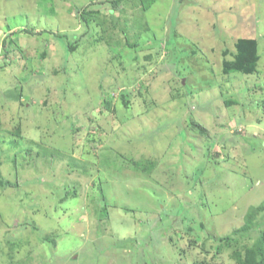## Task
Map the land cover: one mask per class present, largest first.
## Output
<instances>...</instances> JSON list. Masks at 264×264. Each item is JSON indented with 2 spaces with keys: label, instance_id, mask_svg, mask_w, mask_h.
Here are the masks:
<instances>
[{
  "label": "rangeland",
  "instance_id": "obj_1",
  "mask_svg": "<svg viewBox=\"0 0 264 264\" xmlns=\"http://www.w3.org/2000/svg\"><path fill=\"white\" fill-rule=\"evenodd\" d=\"M261 204L264 0H0V264H237Z\"/></svg>",
  "mask_w": 264,
  "mask_h": 264
},
{
  "label": "trees",
  "instance_id": "obj_2",
  "mask_svg": "<svg viewBox=\"0 0 264 264\" xmlns=\"http://www.w3.org/2000/svg\"><path fill=\"white\" fill-rule=\"evenodd\" d=\"M240 46L238 65L229 69L231 71H242L248 74L254 73L257 62L256 44L248 41ZM243 46H245L244 49L242 48ZM242 60L244 61V64L241 63ZM107 105L109 106L110 104L107 103ZM193 127L197 129L198 133H201L202 135L206 134L205 129L198 127V125L195 124ZM263 211L264 204L250 208L245 216L244 224L239 229L235 230L233 235H227L221 238L219 241L221 244L216 247V250L219 252L222 246L234 247L235 249L232 253V258L235 259L237 264H264V231L252 246H246L243 248L238 247V243L242 238L248 237L253 230L262 225L261 223H258L257 220Z\"/></svg>",
  "mask_w": 264,
  "mask_h": 264
}]
</instances>
